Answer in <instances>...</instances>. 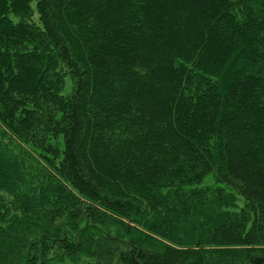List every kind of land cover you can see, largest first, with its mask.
I'll return each mask as SVG.
<instances>
[{"label": "trees", "instance_id": "1", "mask_svg": "<svg viewBox=\"0 0 264 264\" xmlns=\"http://www.w3.org/2000/svg\"><path fill=\"white\" fill-rule=\"evenodd\" d=\"M0 264H264V0H0Z\"/></svg>", "mask_w": 264, "mask_h": 264}, {"label": "rangeland", "instance_id": "2", "mask_svg": "<svg viewBox=\"0 0 264 264\" xmlns=\"http://www.w3.org/2000/svg\"><path fill=\"white\" fill-rule=\"evenodd\" d=\"M205 184H212V180H211V177L208 176L206 179H205Z\"/></svg>", "mask_w": 264, "mask_h": 264}]
</instances>
